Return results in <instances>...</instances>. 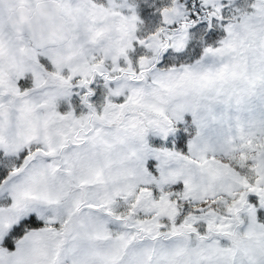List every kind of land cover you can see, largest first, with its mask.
Instances as JSON below:
<instances>
[{
    "label": "snow or ice",
    "instance_id": "snow-or-ice-1",
    "mask_svg": "<svg viewBox=\"0 0 264 264\" xmlns=\"http://www.w3.org/2000/svg\"><path fill=\"white\" fill-rule=\"evenodd\" d=\"M0 264H264V0H0Z\"/></svg>",
    "mask_w": 264,
    "mask_h": 264
}]
</instances>
